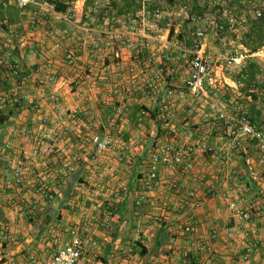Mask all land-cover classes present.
I'll return each instance as SVG.
<instances>
[{
	"label": "crops",
	"instance_id": "1",
	"mask_svg": "<svg viewBox=\"0 0 264 264\" xmlns=\"http://www.w3.org/2000/svg\"><path fill=\"white\" fill-rule=\"evenodd\" d=\"M83 6L84 2L74 7L75 19L55 12L50 25L38 20L37 29L25 36L13 32L19 38L17 48L25 74L18 82L21 94L40 101L43 108L36 113L31 101L21 97L12 107L2 109L0 138L4 141L19 126L37 122L48 112L54 118L59 111L76 110L79 122L65 139L80 160L76 172L60 186L49 205L29 190L0 193V231L9 225L13 234L12 241L0 240V262L8 258L22 261L29 254L47 260L58 249L55 237L66 240L68 229L77 225L87 246L78 264H264V154L241 136L232 160L227 162L230 139L221 114L231 112L237 102L252 123L264 124V82L258 73L264 51L250 54L240 46L227 52L205 43L204 53L207 48V53L218 54L216 58L207 54L215 61L214 74L206 84L209 98H194L186 90L181 98L188 72L181 52L171 48L170 28L160 22L153 41L130 33L135 49L123 47L121 60H115L113 51L118 44L111 33L124 30L123 23L128 21L121 17L82 19ZM56 43L61 45L58 52L54 50ZM68 50L76 54L75 67L65 63ZM149 56L152 61L147 65ZM234 59L236 62L228 66L227 61ZM134 68L139 78L130 84L135 77L130 69ZM138 68L146 72L140 73ZM158 69L163 70L159 89L136 92L133 86L143 85ZM48 74L55 79L51 81V102L45 98L50 91ZM112 87L128 92L127 113L116 112L118 100L108 95ZM211 101L221 112L210 108ZM161 110L169 113L166 122L158 119ZM93 114L99 118L98 133L109 134L118 149L128 148L122 162L112 153L100 159L99 192L82 186L91 152L83 146L81 135ZM168 137L176 147L192 152L195 169L183 181L201 201L198 210L181 205V191L170 188L174 175L164 169L159 186L143 204H135L150 155ZM12 197L36 201V214L21 217L9 206ZM230 202L236 203L241 217L229 208ZM106 212L112 213L110 230L100 225ZM187 224H195L196 233H184L181 227ZM247 248L252 251L247 252Z\"/></svg>",
	"mask_w": 264,
	"mask_h": 264
},
{
	"label": "built area",
	"instance_id": "2",
	"mask_svg": "<svg viewBox=\"0 0 264 264\" xmlns=\"http://www.w3.org/2000/svg\"><path fill=\"white\" fill-rule=\"evenodd\" d=\"M11 1L19 10L48 6L40 3L39 0ZM185 1L177 0L176 3L179 5ZM177 5L175 4V6ZM229 8V6L223 8L221 15L227 20L230 27H234L238 22H236ZM56 14L62 16L59 13ZM260 15L257 12V16L259 17ZM164 17L165 13L161 8H150L143 4L135 19L123 23L124 30L111 33L112 40L118 44V48L113 51V58L121 60V50L123 47L135 49L134 42L128 38L130 33H133V35L138 34L137 37L142 39L153 41V34L159 32L158 24L164 20ZM188 19L193 28V47L186 49L178 45V43L171 45L172 49L181 52L180 58L183 61L184 68L188 72L184 91H181L179 95L181 98L184 97L186 90L194 98L208 99L209 93L206 90V84L214 74L215 61L205 55L203 47L211 23L205 22V20L197 16H191ZM245 22V19H242L238 25L242 28ZM33 23L31 22L32 25ZM218 28L222 29V27ZM97 34H102V32H98ZM54 50L56 52L61 50L60 43L55 44ZM64 59L68 67L76 66V54L73 50H68ZM151 61V57L149 56L145 63L150 65ZM235 62V59L228 60L227 64L230 66ZM13 68L15 74L20 73L17 61H15ZM139 71L140 73H145L146 69L140 68ZM130 72L135 76L130 83L132 84L139 78V73L137 74L136 68L130 69ZM162 76L163 70L158 69L148 75L143 85L136 84L137 86H133V88H135L136 92L156 91L159 89ZM45 77L46 83L50 86V91L46 94L45 98L47 97L49 102H51V81L54 82L55 79L51 78L50 74ZM20 87L18 84L7 91H0V111L12 107L22 97L25 101H31L32 110L38 113L43 108V105L40 101L32 99L28 94H21ZM168 93L172 94L173 92L169 90ZM127 94L128 92L123 93L118 87H112L109 90V97H116L118 100L116 108L118 114L127 113L129 110V106L126 104ZM56 97L57 95L53 94V99L56 100ZM210 108L221 112L218 104L214 101L210 102ZM141 114L144 115L145 112L142 111ZM221 114L222 118H225L226 134L230 139L226 155L227 162L232 160L237 150L238 139L241 136L249 142L254 143L258 151L264 154V124L252 123L237 102H235L231 112H221ZM207 117L206 114L205 118L207 119ZM158 119L161 122H166L169 119V113L161 110ZM78 122L79 118L76 110L59 111L54 118H51V112H48L44 116H41L37 122L31 120L8 134L0 150V193L8 194L9 192L29 190L44 205L51 204L60 186L77 170L80 159L73 155L71 148L66 143L65 136L69 131H73L76 128ZM98 124V116L95 114L90 115L88 123L85 125V132L81 135L83 146L91 152V158L85 170V181L82 186L95 192L101 190L97 173L100 159L107 153H112L117 155L119 162H122L124 154L128 150V148H124L123 150L118 149L109 134L98 133L96 130ZM209 151L212 150L209 149ZM224 168L225 164L222 166V169ZM161 169L174 175L170 181V188L181 191V205L190 211L198 210L201 207V201L193 189H188L183 181L195 169L192 152L189 148L176 147L173 140L169 137L164 139L151 153L148 170L142 181V190L135 200V204H143L147 196L159 186ZM9 206L11 209L16 210L23 218L33 217L38 210L36 201L33 202L26 199L16 200L13 197L9 200ZM229 208L240 217L242 216L235 202H230ZM111 218V212L103 214L100 225L105 230H110ZM245 219H248V216ZM181 229L186 234H194L197 230L195 224L184 225ZM51 233L54 234L55 230L53 229ZM66 234L67 238L64 241L60 237H55L54 240L58 249L47 260H43L37 254H29L22 261L8 258L1 262V264H78L83 258L87 247L82 231L77 225H74L68 229ZM0 240H13V234L9 225L2 227ZM92 246H97L96 242H92ZM200 251L204 252L205 248L201 247ZM251 251V248H247V252Z\"/></svg>",
	"mask_w": 264,
	"mask_h": 264
},
{
	"label": "rangeland",
	"instance_id": "3",
	"mask_svg": "<svg viewBox=\"0 0 264 264\" xmlns=\"http://www.w3.org/2000/svg\"><path fill=\"white\" fill-rule=\"evenodd\" d=\"M39 1L48 6L19 10L14 6L11 0H0V91H7L18 85V82H20L23 75H25L21 72L23 61H21L19 55L16 61L20 68V73H14V65L11 58L14 50H18L19 38H16L13 32L16 31L18 35L22 37L25 36L27 32L37 29L38 20L41 22L45 21V25H50L51 20H55L51 17L52 14L55 13L52 9L53 6L48 4L47 0ZM176 1L177 0H174L173 3H169L167 0H143L142 5L145 4L150 8H161L164 11L165 17L162 22L166 27L172 30L170 41L173 44L178 43V45L186 49L193 47V28L188 18L197 16L201 17L205 22L211 23L205 43H209V46L218 50H228L227 52L235 50V48L237 49L240 46L244 47L242 43L245 40V35L250 25L258 18L257 12L260 13V7L262 6V0H199L198 4H196L194 0H186L183 4L179 5H177ZM82 2H85V0H77L73 3V6H81ZM110 2L111 0H97L95 3L97 8L104 12L103 15L105 17H109L111 14V9L109 8ZM175 4L177 6H175ZM227 6L230 7L229 9L238 24L242 19H245L246 22L242 28L238 24H235L234 27H230L227 20L222 17L221 12L223 8H227ZM88 14L89 17H92L89 12ZM62 16L69 18V20L71 19L67 15ZM93 17L98 18L95 15ZM99 18L101 19V17ZM78 19L80 18L78 17ZM61 20L63 19H60V21ZM32 21H34L33 25L31 24ZM62 22H60L61 26H65ZM218 27H222V29ZM218 38H220V40ZM244 48L247 49V47ZM262 51H264V48L260 50V52ZM205 53L206 56L208 54L213 58L218 56V54L207 53V48ZM229 55L230 54L226 56ZM259 63L260 69L262 70L258 71L260 74L259 80L264 82V57ZM261 90L264 91V87H261Z\"/></svg>",
	"mask_w": 264,
	"mask_h": 264
},
{
	"label": "trees",
	"instance_id": "4",
	"mask_svg": "<svg viewBox=\"0 0 264 264\" xmlns=\"http://www.w3.org/2000/svg\"><path fill=\"white\" fill-rule=\"evenodd\" d=\"M77 0H47V3L53 6V9L56 13L67 15L71 19L77 17L73 3ZM97 0H85L83 6V13L79 16L82 19L89 16L88 12L93 17L94 15L97 16L99 21H102L105 16L103 15V11L99 10L96 6ZM169 3H173L174 0H167ZM196 4L199 3V0H194ZM143 0H111L110 2V9L111 14L109 18L114 17H121L123 21L133 20L139 14L142 8ZM260 16L253 22L247 34L245 35V40L242 43L244 47H247L249 53H256L262 48H264V0H262V6L260 7ZM101 17V19L99 18ZM107 17V16H106ZM172 31V30H171ZM172 33V32H171ZM19 52L17 49L14 50L12 54L11 61L14 65V62L17 60ZM0 123L2 120L0 119ZM1 125V124H0ZM3 139L0 138V147L2 148ZM1 264V262H0Z\"/></svg>",
	"mask_w": 264,
	"mask_h": 264
}]
</instances>
